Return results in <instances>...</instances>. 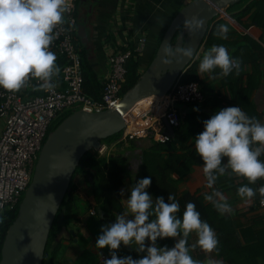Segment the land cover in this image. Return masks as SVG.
<instances>
[{
    "label": "clouds",
    "instance_id": "1",
    "mask_svg": "<svg viewBox=\"0 0 264 264\" xmlns=\"http://www.w3.org/2000/svg\"><path fill=\"white\" fill-rule=\"evenodd\" d=\"M71 8V0H0V89L17 93L28 87L32 79L39 82L33 86L34 90L52 91L58 87L56 78L61 69L50 48L60 32L67 33L76 27V21L68 15ZM184 26L195 34L203 30L204 21L192 17L185 20ZM228 33V26L221 24L215 35L226 40ZM182 54L184 59H191L193 49L186 47ZM241 64L225 46L213 45L204 52L199 72L213 73L219 69L220 77L233 71L239 75ZM190 87L198 89L195 84ZM203 127L194 140L195 151L203 162L206 187L211 190L204 199L220 215H231L233 209L227 197L214 186L219 176L234 174L248 181L238 188V196L251 201L258 193L264 205V186L258 189L248 186L264 178V160L260 159L264 155V123L233 106L217 110L203 122ZM224 158L226 163L222 162ZM151 183L148 176L132 184L125 199L127 210L116 215L113 223L101 227L95 247L109 252L103 264H222L211 255L218 251L217 234L201 219L196 205L187 203L181 219L176 198L168 195L167 202L163 196L154 199L146 191ZM120 195H124L123 189ZM3 222L0 217V223ZM192 233L197 240L188 246ZM158 239H173L175 243L171 248L161 247ZM122 245L131 249L135 245L133 250L145 254L137 259L118 255ZM197 246L209 254L206 259L198 260L190 254Z\"/></svg>",
    "mask_w": 264,
    "mask_h": 264
},
{
    "label": "crops",
    "instance_id": "2",
    "mask_svg": "<svg viewBox=\"0 0 264 264\" xmlns=\"http://www.w3.org/2000/svg\"><path fill=\"white\" fill-rule=\"evenodd\" d=\"M191 1L193 0H121L120 12L123 19H129V24H125V28H119L113 19L116 0L111 2L112 5L109 0H79L76 5L77 28L81 25L84 26L87 39V43L83 44L82 38L78 36L77 41L80 49L82 52L85 49L91 67L102 77V81L108 72L106 49L103 42L112 37L115 43L110 42V44L116 50L122 51L125 48L124 45L121 46L120 44L125 41L127 34L133 36L135 40L137 37L145 36L147 44L140 55L143 64L140 71L143 73L148 64L147 60L154 54L155 38L163 32L175 14ZM221 24H226L229 28L228 39L226 40L215 35L217 27ZM252 27L257 28L255 38L248 33V30ZM213 45L225 46L234 59L242 61L239 75H236L233 71L227 77H220L218 75L219 69H215L213 73L202 74L199 72V63L204 52ZM132 46V43L129 44L130 48ZM190 65H194L199 90L201 85L208 88L207 94L203 97V102H206L207 105L196 108L195 104H177L175 108L180 118H186L194 122L193 116L203 113L201 124L195 122V128H199L201 133L204 130L203 122L209 119L217 110L239 106L249 117H255L261 123H264V0H240L236 4L226 7L222 13L210 20L206 37ZM210 76H216L217 78L210 79ZM240 88H247L248 90L246 93H241L238 90ZM194 109H198V111H194ZM195 117L197 119V116ZM2 128L3 123L0 121V133ZM130 144L134 145L133 152L128 150ZM150 145L151 141L148 139H137L133 143L128 142L121 145L116 142L111 144L110 147L103 144V155L116 156L124 153V157L130 163L135 157L141 156V151L146 150ZM260 159L264 160V155ZM226 162L227 160H224L223 163ZM171 178L175 181L178 176L173 174ZM81 180L82 178H79V184ZM130 181L131 179L125 180L121 188V190H124V195L121 196L124 211L127 210L125 199L130 194L128 191L131 187ZM246 181L234 174L218 177L214 187L223 192L233 209L231 215L225 214L223 216L218 213L210 202L204 199L205 194L211 190L206 187L203 166H192L184 177L177 181L178 197L184 193L194 195L201 199L202 205L215 216L214 219H216L217 226L220 228L218 231L214 229L219 240V246L218 251L211 255L214 259L222 261V264L264 263V210L257 205L261 197L257 193L251 201H245L237 194L240 186L248 184ZM79 186L81 185H77V187ZM248 186L258 189L260 186H264V178ZM84 191L78 193L79 199L82 204H85V202L90 204L91 200L84 195ZM148 192L152 195L150 191ZM75 230H73V237L68 240H61V247L73 245L80 241ZM226 233L233 234L236 242L231 244L228 239L221 238V235ZM196 240L195 233L190 234L188 246L195 244ZM90 242H95V240H90ZM147 243L149 242L146 241ZM174 243L173 239H158L157 241L159 246L167 245L169 248ZM135 247V245H132L133 249ZM133 249L122 245L118 255H131L134 259H137L145 254L137 253ZM98 250L101 251V249ZM96 252L93 243L86 245L85 254L87 255L85 257ZM190 254L198 260H204L209 255L204 253L198 246ZM79 256L84 255H81L80 252ZM102 256L105 257L104 259L108 258L109 252ZM100 261L103 263V260ZM100 261L98 264L101 263Z\"/></svg>",
    "mask_w": 264,
    "mask_h": 264
},
{
    "label": "water",
    "instance_id": "3",
    "mask_svg": "<svg viewBox=\"0 0 264 264\" xmlns=\"http://www.w3.org/2000/svg\"><path fill=\"white\" fill-rule=\"evenodd\" d=\"M239 1L193 0L183 6L164 32L154 58L139 81L113 108L100 113L73 112L47 135L17 216L6 232L0 264H42L50 228L82 156L91 150L98 152L103 147L100 141L107 137L124 129H139L131 128L127 121L156 106L194 60L206 37L208 22ZM192 17L204 21L203 30L195 34L184 26L185 20ZM180 28L182 32L172 43ZM76 34L83 44L87 43L84 26H79ZM186 47L193 49L191 59L183 58L182 49ZM160 115L169 136L173 137L172 127L163 113ZM73 236V230L62 229L56 241Z\"/></svg>",
    "mask_w": 264,
    "mask_h": 264
},
{
    "label": "built area",
    "instance_id": "4",
    "mask_svg": "<svg viewBox=\"0 0 264 264\" xmlns=\"http://www.w3.org/2000/svg\"><path fill=\"white\" fill-rule=\"evenodd\" d=\"M78 0H71V11L68 14L76 21V27L70 32H60L50 50L57 58L62 57L63 63L59 66L58 87L52 91L34 90L39 82L30 81L28 87L17 93H9L0 89V121L3 128L0 133V217L6 212H13L22 194L31 182V175L35 161L43 146L51 122L67 111H84L100 113L113 108L121 98L119 93L126 74L125 64L132 56L140 57L147 44V38L125 36L120 45L122 51L116 50L106 40L103 42L106 49L108 72L104 79L103 91L100 100H93L84 93L83 72L81 68L80 49L74 44V34L77 32L76 5ZM256 27L248 30L249 35L255 38ZM132 43V48L129 44ZM195 82L178 84L177 82L162 97L155 107L149 108L137 115L134 122L127 121L129 126L136 124L139 129L122 130L117 143L127 144L137 139H151L155 142H165L170 136L167 132H158L155 128L162 122L160 113H163L169 125L174 130L180 124L175 106L177 104H195L203 101L199 87L194 90L191 85ZM104 147L97 153L103 155ZM261 200V199H260ZM257 202L260 209L264 205ZM2 223H0V226ZM104 256L101 260H104ZM264 264V263H263Z\"/></svg>",
    "mask_w": 264,
    "mask_h": 264
},
{
    "label": "trees",
    "instance_id": "5",
    "mask_svg": "<svg viewBox=\"0 0 264 264\" xmlns=\"http://www.w3.org/2000/svg\"><path fill=\"white\" fill-rule=\"evenodd\" d=\"M169 24L164 28L163 32H161L155 38V51L153 56H151L147 60V67L154 58L156 50ZM181 32L182 28H180L175 33L172 43L175 41V39L179 36ZM77 39L78 36L75 33L74 44L77 49H80V46L78 44L79 42L77 41ZM106 41L108 43H115L112 37H109ZM79 56L81 58V68L84 79V93L93 100H100L101 93L103 91V83L100 80V76L91 67L85 49L83 50V52L80 49ZM56 63L58 66H60L63 63V58L58 57ZM142 65L143 64L141 63L140 57L134 58V56H132L130 59L127 60L125 64L126 74L124 77V81L121 85L119 98L124 96L139 81L141 76L140 69ZM197 80L198 78L195 74L194 65H190L184 71V73L179 76L178 84H184L188 82L197 83ZM207 90V87L201 85L200 92L203 97H205V95L207 94ZM238 90L241 93H246L248 89L240 88ZM195 105L197 106L196 108H200L205 107L207 103H204L202 101L201 104L195 103ZM72 113V111H67L61 116H59V120L48 129L47 135L52 132L66 117L70 116ZM195 116H197V119ZM195 116H193L194 122L189 121L186 118L179 117L180 124L177 128L173 130L174 136L170 137L167 141L163 143L155 142L151 139H148L151 141L150 147L146 150L141 151V156L134 158L137 162L136 170L139 172L141 179L148 176L152 178V183L148 188V191L152 193L154 199L158 196H163L165 202H167L168 195H172L176 198V201L180 205V211L179 213H177L179 218L182 219V211L184 212L186 204L192 202L196 205V209L197 211H199L201 219L203 221H206L213 229L218 231L220 230V228L217 226L216 219H214L215 216L211 212L207 211L206 207L202 205L201 199H198L197 197H195L194 195H190L189 193H184L179 197L177 195V181L181 180L192 166H203V162L195 151L194 139L200 133V129L195 128V122L197 121L200 125L204 114L200 113ZM155 126L158 132L165 133L166 128L162 122H158ZM121 134L122 131L113 136L101 140L100 143L102 145L105 144L104 140L106 139H110L112 144L116 143L121 137ZM46 137L43 141V144L46 140ZM130 143H133V141H130ZM117 144L121 145L123 143ZM224 160L227 159L224 158ZM224 160L222 162H224ZM130 163H128L127 158L124 157V153H120L116 156H106L100 155L96 151L94 152L91 150L86 152L82 156L78 166L76 167L71 176L69 187L64 195V198L50 228L47 243L44 249L42 264H54L55 255L61 250V240L65 239L64 237H62L59 241H56V238L59 232L62 231V229H65L66 232L72 229H76V233L78 231L80 233L84 232L87 234L88 238L85 239L86 237H78V239L84 244L90 242L91 233L87 229V226L83 223V217L79 213L80 211L78 202H80V204H82V202L79 199L78 193H80L81 191L85 190L84 195L91 200L90 204L88 202H85V204H83L85 206V209H87V212L86 214H84V217L86 215L97 216L100 219V224L105 225L109 221L115 220L116 215L124 212L121 204L120 190L124 184V181L131 179L132 169L130 168ZM173 174L178 176V179L175 181H173V179L171 178V175ZM79 178H82L80 184ZM77 185L81 186L77 187ZM20 203L21 201L19 200L15 210L10 213L6 212L4 215V222L0 226V250L6 232L17 216ZM78 224L79 226H81L79 227ZM221 238L228 239L231 244L236 242L234 240L235 238L233 234L231 233L223 234L221 235ZM77 243L80 244V242ZM85 247L86 246L81 248V255L84 256L86 255Z\"/></svg>",
    "mask_w": 264,
    "mask_h": 264
},
{
    "label": "rangeland",
    "instance_id": "6",
    "mask_svg": "<svg viewBox=\"0 0 264 264\" xmlns=\"http://www.w3.org/2000/svg\"><path fill=\"white\" fill-rule=\"evenodd\" d=\"M109 1L111 3L114 0H109ZM111 5H112V3H111ZM114 5H115L116 8H115V10L113 12V16H114L113 19H114V21L116 22V24L118 25L119 28L120 27L125 28V24H129V19H123L122 18V14L120 12L121 0H116ZM140 73H141V71H140ZM142 74L143 73H141V75ZM101 78L102 77H100V80H101ZM122 98H123V96L121 97V99ZM64 113L65 112H63L62 114H64ZM59 118L60 117L58 116L55 120H53L51 122V126L54 123H56L59 120ZM104 143H105V145L107 147H110V145L112 144L110 139L104 140ZM109 143H111V144H109ZM129 146H130V149H128V150L133 152L135 148L131 144ZM92 151H94V150H92ZM36 162H37V160L35 161L34 167L36 165ZM130 168L132 169V171H131L132 172V176H131V181H130V184L132 185V184H134L135 182H137V181H139L141 179L139 172L136 170V168H137L136 159L131 161ZM33 173H34V169H33L32 175H31V179H32ZM25 192L22 194V196L20 198V201L23 200ZM78 206H79V211H80L79 213L83 217V223L87 226V229L91 233L90 240L91 241L95 240V242H96V239H97L98 235L100 234V229H101V227L103 225L100 224V219L97 216H88V215H86L84 217V214H86V212H87L86 210L87 209H85V206L83 204H80V202H78ZM113 222H114V220L109 221L108 223L110 224V223H113ZM76 231H75V233H76ZM60 233L61 232H59L58 235H60ZM76 235H78V237H83V238L86 237L85 239L88 238L87 234L84 233V232L80 233L78 231ZM78 242H80V244L76 243V244L69 245V246H66V247H61V250L55 255L54 264H98L99 261L101 260V255H104V254L106 255L107 252H108L107 249L101 250L102 251L101 252L100 250H98L95 247L96 250H97L96 253L91 254V255H89L87 257H85L87 254L85 256H79L80 252L82 251L81 248H83L87 244H92L93 243V245H95V242H88L86 244L82 243L81 241H78ZM100 264H103V263L101 262Z\"/></svg>",
    "mask_w": 264,
    "mask_h": 264
},
{
    "label": "bare ground",
    "instance_id": "7",
    "mask_svg": "<svg viewBox=\"0 0 264 264\" xmlns=\"http://www.w3.org/2000/svg\"><path fill=\"white\" fill-rule=\"evenodd\" d=\"M129 121L134 122V119H129ZM131 128L136 129L138 126L136 124H131Z\"/></svg>",
    "mask_w": 264,
    "mask_h": 264
}]
</instances>
